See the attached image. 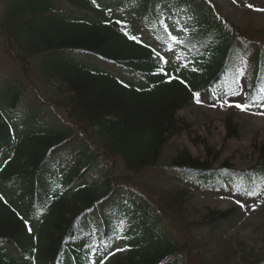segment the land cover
I'll list each match as a JSON object with an SVG mask.
<instances>
[{
    "label": "trees",
    "instance_id": "16d2710c",
    "mask_svg": "<svg viewBox=\"0 0 264 264\" xmlns=\"http://www.w3.org/2000/svg\"><path fill=\"white\" fill-rule=\"evenodd\" d=\"M0 47V264H88L108 231L123 250L107 264H264L251 238L223 236L241 208L195 206L187 189L130 181L181 172L203 189L228 179L264 194V140L253 141L251 167L233 171L178 117L203 96L233 95L241 79L243 103L264 111V34L211 0H0ZM224 126L238 136L231 116ZM76 130L86 145L52 162ZM183 136L190 147L163 162ZM97 160L110 168L87 184ZM120 185L130 188L125 207L112 200ZM254 231L263 237L264 214Z\"/></svg>",
    "mask_w": 264,
    "mask_h": 264
},
{
    "label": "rangeland",
    "instance_id": "374dc122",
    "mask_svg": "<svg viewBox=\"0 0 264 264\" xmlns=\"http://www.w3.org/2000/svg\"><path fill=\"white\" fill-rule=\"evenodd\" d=\"M211 1L215 4L217 10L236 26L247 29L250 32L253 31L257 35L260 33L264 34V10H256L264 9V1L250 0L246 4L241 0H236L235 3L233 0ZM248 4H251L252 7L249 8ZM165 18H162V20ZM0 63L2 66L7 64V61L1 53ZM111 71L116 75L119 74L115 69ZM236 103L243 104L241 95L229 100L227 103L221 100L214 103L203 99L195 103L192 107L180 111L178 117L187 123L188 130H191L193 135L196 134L198 136V142L209 144V150L212 154L211 157L215 154L218 155L219 164L226 163L230 168L246 169L251 166L254 158L253 141L254 144H258L264 140V112L253 111L251 109L242 111L234 106ZM229 104L232 106H229ZM56 112L58 111L56 110ZM60 116H62L61 113L58 117ZM227 116H231L233 123L238 128V137L236 138H227V132L224 128V120ZM78 142L79 140H76V143ZM76 143H74L75 145L72 144L70 146L71 148L67 149L62 156L69 154L71 150H75ZM183 146L190 147L188 139L184 136L181 139H171L164 149L162 161H166L175 148ZM193 153L195 152L193 151ZM108 168L110 166L106 162H101L99 163L97 171L101 169L107 170ZM120 174V168L113 167L112 175L119 177ZM93 177L97 178L96 173H93ZM130 181L135 186L144 190L149 188L151 190L166 191L172 188L186 187L194 193L193 204L195 206L208 205L221 210L239 206L242 209L240 217L232 226L224 230V235H239V239L251 238V244L257 243L258 245L256 247L264 250V234L260 238L259 234L258 236L255 235L254 231L263 219L264 208L259 203L262 198L255 200L241 193L229 190L217 192L200 190L192 184H185L178 179L168 178L162 173H149L142 177L131 179ZM120 196L125 198L122 194ZM123 197L117 198L116 201L122 204ZM124 205L122 204V207ZM102 252V250L100 252L95 250L91 255L92 264L98 260Z\"/></svg>",
    "mask_w": 264,
    "mask_h": 264
},
{
    "label": "snow or ice",
    "instance_id": "6c2138e0",
    "mask_svg": "<svg viewBox=\"0 0 264 264\" xmlns=\"http://www.w3.org/2000/svg\"><path fill=\"white\" fill-rule=\"evenodd\" d=\"M94 2H95V0H94ZM233 2L235 3L236 0H233ZM248 7L251 8L252 5H251V4H248ZM256 10H257V11H262V10H264V9H256ZM117 23H121V22H120V21H117ZM161 23L163 24V21H161ZM164 31L168 34V36H169V38H170L171 40H173L174 42H177L178 38H177L175 35H172L171 32H169L167 25H165V27H164ZM125 35H129V34H128L127 32H125ZM129 39L136 40V37H134V36H130V35H129ZM156 55L159 56V53H156ZM161 71H162V70H161ZM169 82H170V81H169ZM195 95L198 96L199 94H195ZM226 103H227V102H226ZM229 106H232V105L229 104ZM234 106H235L236 108H238V109L244 111V110H247L248 108H250L251 105L248 104V103H245V104L236 103ZM251 194H252V193H249V195H251ZM242 206H243V205H242ZM119 223H120V225L122 226V225L124 224V221L121 220ZM118 250H123V249H118Z\"/></svg>",
    "mask_w": 264,
    "mask_h": 264
}]
</instances>
